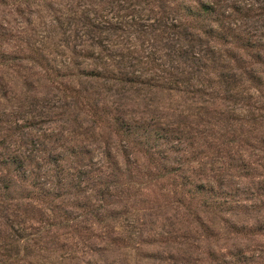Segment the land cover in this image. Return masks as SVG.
Wrapping results in <instances>:
<instances>
[{
  "label": "rangeland",
  "instance_id": "obj_1",
  "mask_svg": "<svg viewBox=\"0 0 264 264\" xmlns=\"http://www.w3.org/2000/svg\"><path fill=\"white\" fill-rule=\"evenodd\" d=\"M180 1L0 0V264H264V0Z\"/></svg>",
  "mask_w": 264,
  "mask_h": 264
},
{
  "label": "trees",
  "instance_id": "obj_2",
  "mask_svg": "<svg viewBox=\"0 0 264 264\" xmlns=\"http://www.w3.org/2000/svg\"><path fill=\"white\" fill-rule=\"evenodd\" d=\"M182 1V2H181ZM180 2H176L177 3V6H176V8H177V15H180V13L182 14V15H189L190 17H192V19H196V18H198V19H200V18H203L204 16H209V15H212V17H213V19H215L214 21H215V23L217 24V27H218V29H213L212 27H211V29H205V28H203L201 31H202V33H207L206 35H211V36H213V37H215L216 39H223V40H221V41H224L223 42V44L225 45V46H227L228 45V43H229V41H228V37H231L232 35H233V33H234V31L232 32V30L234 29L231 25H228V24H226V22H227V19H234V18H237V19H243V18H245V19H247V18H250L249 17V15H247L246 14V12H243V13H239L238 15H235V13L234 14H232L231 15V13L230 12H227V14H225V12L221 9V3H224V4H226L227 6H229L228 5V3H226V2H224V1H221V0H203V2H200V3H198V6L196 7V9L195 8H193L192 7V5L190 4V3H184L183 2V0H181ZM231 8H232V10L233 11H235V12H237V11H240L241 10V8H237V5H233L232 4V6H231ZM262 10H264V7H262L261 8ZM222 10V11H221ZM163 11V10H162ZM247 11V10H246ZM241 12V11H240ZM259 13H253V15H252V17H254V16H257ZM132 15V13L131 14H129V15H127V17H129V16H131ZM164 17H166L165 15H163V17H158L157 18V21H158V23H157V25L154 27V25H152V24H150V25H148V26H150L151 27V29L154 31V30H161L160 32H166L167 30H168V28L169 29H172V30H174V31H176V32H179L180 31V28L182 27V26H188V24L187 23H180V24H178V23H170V25H167V23L166 22H164V20H163V18ZM212 17H209V18H212ZM129 18H131V20H134V18L133 17H129ZM88 21H90V19L89 18H86ZM167 19V18H166ZM122 21H120V23H123V26L125 27V24H127V25H137V22H135V20L134 21H132L131 22V24L130 23H128V22H126V20H124L123 18L121 19ZM163 20V21H162ZM156 21V22H157ZM93 24H95L94 23V20L91 22V25L93 26ZM117 24L118 23H116V28H118L117 27ZM140 25H144V23L143 24H140ZM225 25H227V26H225ZM181 26V27H180ZM145 27H146V25H145ZM236 27H237V25H236ZM239 27V26H238ZM120 29H124L123 27H119ZM243 33H244V30L242 31ZM174 33V32H173ZM182 34L183 35H190V34H185V32L183 31L182 32ZM214 34H219V36L218 35H216V36H214ZM243 34H235V36H233V37H235V38H233V39H238L239 40V50L240 49H242V50H244L245 51V55H248L249 57L250 56H252V57H254L255 58V55H258L259 56V59H260V57L262 56V54L260 53V52H258V54H252L251 52L249 53L248 51H250V48L251 47H258L259 49H261V47H262V43H257L255 40L253 41H249L248 39L245 41V44H244V39H243V36H242ZM228 36V37H227ZM191 39H200L199 37H198V35L196 34V35H191ZM200 41V40H199ZM241 41V42H240ZM245 47H247V48H245ZM228 55V54H227ZM183 61H187V55H186V53H185V51H183ZM251 58V57H250ZM7 59H8V56H7V54H5V53H3V52H0V64H3V63H6V61H7ZM258 59V61H260ZM135 60L137 61V62H139V59L138 58H135ZM251 64V62L249 61V60H242L241 61V64H239L238 65V69H243L244 70V73H246L247 74V77L249 78V79H251L252 80V78H254V79H256V80H261V77H256L255 75H254V71H253V69H251V70H247V68H249V65ZM134 66V64H132V65H130V66H127V67H133ZM124 68V67H123ZM177 69H182V70H185V68H183V67H179V68H177ZM135 71L136 70H134L133 69V71H131V72H126V73H121V79L123 78V80H125V81H127V82H129V83H138V84H140V85H145L146 86V84H144V83H148L149 85H150V82H148V80L147 81H144V79L141 77V73H139L140 75L138 76V75H136V73H135ZM181 73V72H180ZM225 74H223V76H224ZM236 76H233V78H235ZM151 81V80H150ZM5 118V117H4ZM3 118V119H4ZM2 122H3V120L2 119H0ZM18 124L17 122H13V124H9L8 125V131L10 132V133H12V132H14V131H19L20 130V126L19 125H16V124ZM12 125H13V127H12ZM10 128V129H9ZM1 129V128H0ZM170 135V134H169ZM6 137H9V138H11L12 137V135L11 134H9V135H7ZM5 157V156H4ZM9 158L10 159H15L16 160V157L15 156H9ZM12 160L11 162L12 163H14L15 164V166L17 167L19 164H20V161L18 160ZM57 161H59V160H57ZM48 162H50V159H47V163ZM2 163V162H1ZM3 163H5V165H6V161L5 160H3ZM16 171L17 170H19L18 168H14ZM187 182V181H186ZM188 183V182H187ZM182 184H183V182H182ZM199 187H204V186H202V185H199ZM242 258V257H241ZM240 261H242V259H238V260H236V262L234 261V263H238V262H240ZM231 263H233V261L231 262Z\"/></svg>",
  "mask_w": 264,
  "mask_h": 264
}]
</instances>
